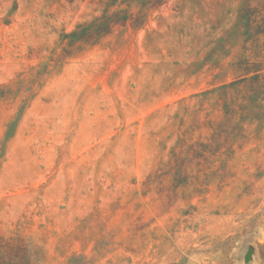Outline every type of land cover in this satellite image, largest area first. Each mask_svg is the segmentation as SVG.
I'll use <instances>...</instances> for the list:
<instances>
[{"label":"rangeland","instance_id":"374dc122","mask_svg":"<svg viewBox=\"0 0 264 264\" xmlns=\"http://www.w3.org/2000/svg\"><path fill=\"white\" fill-rule=\"evenodd\" d=\"M150 2L0 0V264H264V0Z\"/></svg>","mask_w":264,"mask_h":264},{"label":"trees","instance_id":"16d2710c","mask_svg":"<svg viewBox=\"0 0 264 264\" xmlns=\"http://www.w3.org/2000/svg\"><path fill=\"white\" fill-rule=\"evenodd\" d=\"M151 1V2H150ZM151 3L152 8H158L165 4V0H143L144 5ZM258 12L251 8H245L241 12V20L246 27L248 39H253L264 33V18L262 23H257ZM131 15L125 10L110 13L108 9L93 21L79 25L73 32L63 35V40L72 46L75 44L97 43L103 37L109 36L117 27H125L129 24ZM257 23V24H256ZM249 71V70H247Z\"/></svg>","mask_w":264,"mask_h":264},{"label":"water","instance_id":"95a60500","mask_svg":"<svg viewBox=\"0 0 264 264\" xmlns=\"http://www.w3.org/2000/svg\"><path fill=\"white\" fill-rule=\"evenodd\" d=\"M252 255H253V249H250L249 253L247 254L246 257V262L249 263L252 259Z\"/></svg>","mask_w":264,"mask_h":264}]
</instances>
